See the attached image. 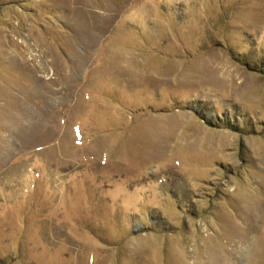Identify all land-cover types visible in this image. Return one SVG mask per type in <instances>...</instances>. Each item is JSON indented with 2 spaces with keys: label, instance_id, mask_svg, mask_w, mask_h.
I'll return each instance as SVG.
<instances>
[{
  "label": "rangeland",
  "instance_id": "1",
  "mask_svg": "<svg viewBox=\"0 0 264 264\" xmlns=\"http://www.w3.org/2000/svg\"><path fill=\"white\" fill-rule=\"evenodd\" d=\"M262 69L264 0H0V264H264Z\"/></svg>",
  "mask_w": 264,
  "mask_h": 264
},
{
  "label": "trees",
  "instance_id": "2",
  "mask_svg": "<svg viewBox=\"0 0 264 264\" xmlns=\"http://www.w3.org/2000/svg\"><path fill=\"white\" fill-rule=\"evenodd\" d=\"M262 71H264V69H262ZM196 111H198V109H196ZM228 123V122H227ZM228 126H229V124H228Z\"/></svg>",
  "mask_w": 264,
  "mask_h": 264
}]
</instances>
